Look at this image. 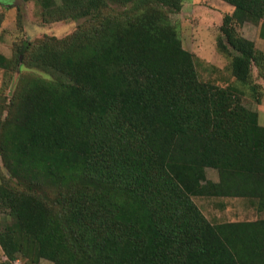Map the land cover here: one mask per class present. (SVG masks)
Returning a JSON list of instances; mask_svg holds the SVG:
<instances>
[{
  "label": "trees",
  "instance_id": "16d2710c",
  "mask_svg": "<svg viewBox=\"0 0 264 264\" xmlns=\"http://www.w3.org/2000/svg\"><path fill=\"white\" fill-rule=\"evenodd\" d=\"M222 1L234 12L218 48L254 88L264 52L236 26L261 23L264 38V0ZM182 4L62 0L58 20L89 26L59 53L39 49L61 80L41 81L22 100L0 147L17 179L6 196L13 222L0 232L10 260L264 264V221L213 225L192 198L206 167L219 171L225 194L264 193V127L232 88L199 81L169 19Z\"/></svg>",
  "mask_w": 264,
  "mask_h": 264
},
{
  "label": "rangeland",
  "instance_id": "374dc122",
  "mask_svg": "<svg viewBox=\"0 0 264 264\" xmlns=\"http://www.w3.org/2000/svg\"><path fill=\"white\" fill-rule=\"evenodd\" d=\"M61 3L62 0H0V56L4 58L0 61V147L8 144L9 135L16 132L18 106H26L22 100L41 81L61 80L60 73L43 66L39 49L46 46L59 53L80 28L89 26L86 19L58 20ZM122 9L123 6L111 4L110 10ZM233 12L234 7L222 0H183L180 10L169 12V19L182 47L193 55L199 81L232 88L242 105L258 113L259 125L264 127V77L253 67L254 88L239 82L230 69L231 56L218 48L224 17ZM236 30L264 52L261 23L245 22L237 25ZM204 173L198 193L192 198L211 224L264 221V193L230 196L222 189L217 169L206 167ZM16 185L17 179L7 168L0 150V192L7 189L4 198L0 195V232L13 222L6 196L15 195ZM20 188L22 185L17 189ZM0 263L54 264L47 259L34 262L22 256L12 261L1 243Z\"/></svg>",
  "mask_w": 264,
  "mask_h": 264
}]
</instances>
